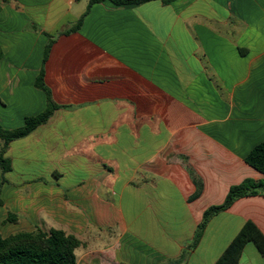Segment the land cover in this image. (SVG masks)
<instances>
[{
	"label": "crops",
	"instance_id": "obj_1",
	"mask_svg": "<svg viewBox=\"0 0 264 264\" xmlns=\"http://www.w3.org/2000/svg\"><path fill=\"white\" fill-rule=\"evenodd\" d=\"M0 44V125L46 110L42 71L59 106L8 146L4 237L62 230L77 264H216L247 222L264 234L261 193L191 248L207 209L264 178L245 162L264 142V0H3ZM240 264L264 258L249 243Z\"/></svg>",
	"mask_w": 264,
	"mask_h": 264
},
{
	"label": "trees",
	"instance_id": "obj_2",
	"mask_svg": "<svg viewBox=\"0 0 264 264\" xmlns=\"http://www.w3.org/2000/svg\"><path fill=\"white\" fill-rule=\"evenodd\" d=\"M109 1L115 6L142 5L148 2L160 1L165 5L174 0H90V6L96 3ZM3 0H0V13ZM85 16V15H84ZM84 16L66 34L77 32ZM49 44L45 49L44 60L47 59L53 44V37L48 36ZM4 52L0 44V63ZM37 88L46 94V110L35 117H28L25 125L19 129L7 130L0 125V139L4 142L0 150V168L2 171V183L6 182L5 175L11 170V163L6 158V152L11 142L27 137L39 126L47 123L58 105L54 102L50 89L44 82V73L41 72ZM245 162L264 175V142L258 144L246 157ZM264 194V178L260 180L246 179L241 184L230 188L223 204L212 206L204 212L201 224L198 226L196 236L191 248H195L207 227L209 221L215 215L228 210L237 200L245 197ZM4 205L2 199V187L0 186V207ZM6 223L17 222L16 216L9 214ZM253 243L264 258V234L251 221L247 222L238 235L233 239L228 248L216 264H240V259L247 244ZM82 243L75 236L62 230L51 229L44 231L37 229L35 232H20L9 237H4L0 232V263L2 264H77L76 251Z\"/></svg>",
	"mask_w": 264,
	"mask_h": 264
}]
</instances>
